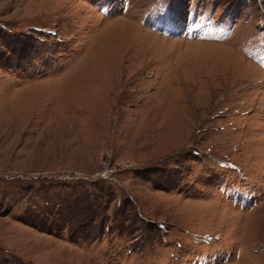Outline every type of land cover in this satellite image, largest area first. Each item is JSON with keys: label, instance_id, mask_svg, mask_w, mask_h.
I'll return each instance as SVG.
<instances>
[{"label": "rangeland", "instance_id": "374dc122", "mask_svg": "<svg viewBox=\"0 0 264 264\" xmlns=\"http://www.w3.org/2000/svg\"><path fill=\"white\" fill-rule=\"evenodd\" d=\"M0 264H264V0H0Z\"/></svg>", "mask_w": 264, "mask_h": 264}, {"label": "bare ground", "instance_id": "6f19581e", "mask_svg": "<svg viewBox=\"0 0 264 264\" xmlns=\"http://www.w3.org/2000/svg\"><path fill=\"white\" fill-rule=\"evenodd\" d=\"M223 49H224V48H223ZM226 56H227V55H226ZM241 63H242V62H241ZM241 63H240V64H241ZM223 64H224V63H223ZM248 65H249V64H248ZM246 66H247V65H246ZM251 67H252V66H251Z\"/></svg>", "mask_w": 264, "mask_h": 264}]
</instances>
